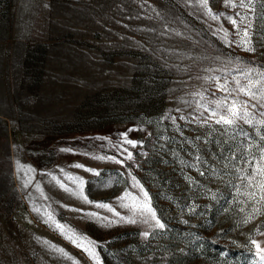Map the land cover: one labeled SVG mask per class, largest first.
<instances>
[{"label":"rangeland","instance_id":"374dc122","mask_svg":"<svg viewBox=\"0 0 264 264\" xmlns=\"http://www.w3.org/2000/svg\"><path fill=\"white\" fill-rule=\"evenodd\" d=\"M247 66L264 69V0H0V264H97L72 233L98 264H240L225 249L264 248V215L237 192L258 128L233 140L198 106ZM136 182L163 229L134 214Z\"/></svg>","mask_w":264,"mask_h":264},{"label":"snow or ice","instance_id":"6c2138e0","mask_svg":"<svg viewBox=\"0 0 264 264\" xmlns=\"http://www.w3.org/2000/svg\"><path fill=\"white\" fill-rule=\"evenodd\" d=\"M201 6L207 8V0H200ZM226 4H231L232 7H241L252 11V5L254 0H239L237 4L235 0H225ZM240 16L239 24L246 25L243 29V39L238 42V46L244 48L245 51H254L255 49L251 47L250 29L254 27V22L248 18L247 15ZM214 19L216 17H213ZM229 22L234 26H237L238 34L241 31L238 27V22L231 17L228 18ZM227 36V32H225ZM237 75L231 77L229 81L228 74H224L214 79L217 82V90L224 93L222 98H217L214 100H208L207 106L200 103L198 106L203 107L205 112L209 113V116L203 117L205 124H209L211 121L213 124L220 126L222 129L221 135H231L234 140L236 137H243L245 139H251L249 133L244 130L243 125L249 127H257L258 135L260 140L264 141V133H261L259 129H264V69L256 67H244L236 69ZM222 81V82H221ZM203 100V96L201 97ZM259 110V111H258ZM258 115L261 119H256ZM211 126V124H209ZM219 129L213 128V131H218ZM127 143L131 144L133 147L136 146V142L127 140ZM226 143V141L224 142ZM251 147V144L249 145ZM230 156L228 159L235 160L237 157L235 155L234 149H229ZM251 157V158H250ZM128 159L132 158V154L128 153ZM246 168H238L236 171L240 173L238 179L241 180V185L237 188V192L244 195L249 202L253 204V213H260L264 215V212L260 208L255 207L256 204H264V143L258 146V155L251 152L243 157ZM120 163L121 161H116ZM75 167H82L81 165H75ZM54 180L57 178H53ZM65 179L71 184L75 185V189L67 187L63 182L57 180L58 185L65 191L70 192V194L77 195L87 201V197L83 193L84 181L76 176L65 173ZM136 187H139L140 192L143 193L144 200L139 201L137 198L133 197V203L131 208L135 212H139L141 215L146 216L144 222H148V218L155 222V227L163 229L165 225L157 217L156 212L150 206L148 202V194L139 185L138 182L135 183ZM241 188L247 189L245 192H241ZM129 194L125 193V197ZM124 199V198H121ZM128 207V205H123ZM252 215H249L245 219L247 223ZM52 217L49 214V220ZM127 222L135 223V220L129 219ZM56 227L61 230L63 234V226L56 223ZM144 236H148V233H144ZM74 245L82 248L91 259L97 262L99 257L95 251V245L90 241H85L83 238L78 237L75 233L70 236H66ZM251 243L256 248V255L259 257L260 261L264 262V248H261L260 244L255 240ZM65 256L63 250L57 249ZM73 264H76L74 261Z\"/></svg>","mask_w":264,"mask_h":264},{"label":"trees","instance_id":"16d2710c","mask_svg":"<svg viewBox=\"0 0 264 264\" xmlns=\"http://www.w3.org/2000/svg\"><path fill=\"white\" fill-rule=\"evenodd\" d=\"M225 254L228 257H232L234 261H238L240 264H245L249 260L250 264H262L258 256L251 250L244 249H225ZM246 258H248L246 260Z\"/></svg>","mask_w":264,"mask_h":264}]
</instances>
